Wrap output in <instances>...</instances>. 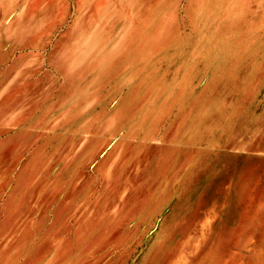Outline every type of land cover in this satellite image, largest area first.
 Segmentation results:
<instances>
[{"label": "rangeland", "instance_id": "1", "mask_svg": "<svg viewBox=\"0 0 264 264\" xmlns=\"http://www.w3.org/2000/svg\"><path fill=\"white\" fill-rule=\"evenodd\" d=\"M0 264H264V0H0Z\"/></svg>", "mask_w": 264, "mask_h": 264}, {"label": "crops", "instance_id": "2", "mask_svg": "<svg viewBox=\"0 0 264 264\" xmlns=\"http://www.w3.org/2000/svg\"><path fill=\"white\" fill-rule=\"evenodd\" d=\"M93 26H94V25H93ZM93 26L90 28V30H91V29H92V30H91V31L89 30L90 35H93L92 38L89 39V40H91V41H95V32H96V28L93 27Z\"/></svg>", "mask_w": 264, "mask_h": 264}]
</instances>
